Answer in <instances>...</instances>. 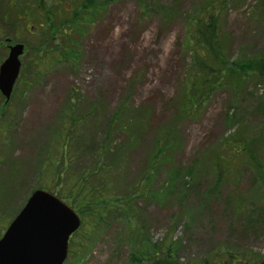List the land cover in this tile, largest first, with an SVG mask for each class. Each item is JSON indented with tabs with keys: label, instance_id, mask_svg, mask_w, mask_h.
<instances>
[{
	"label": "rangeland",
	"instance_id": "rangeland-1",
	"mask_svg": "<svg viewBox=\"0 0 264 264\" xmlns=\"http://www.w3.org/2000/svg\"><path fill=\"white\" fill-rule=\"evenodd\" d=\"M174 1L150 0L143 7L136 0H93L81 9L82 0H62L46 15L54 0L40 5L37 0H0V63L9 45L22 43L25 52L21 83L7 102L10 117L0 132V236L42 181L36 171L43 160L40 150L46 154L72 94L74 111H88L97 103L103 112L97 128L87 132L92 143L102 142L110 116L124 102L122 110H146L151 122L124 171L114 177L111 169L102 176L101 190L122 184V177L135 181L154 133L174 126L179 149L169 165L155 167L150 200L136 203L139 224L152 243L162 246L160 259L151 264L228 258L234 264H264V212L254 213V205L260 208L263 201L264 171L249 165L247 154L238 156L223 176L212 162V153L227 141L253 139L255 159L264 170V75L234 68L235 61L264 55V0H223L224 8L217 11L222 58L219 65L212 63L223 71L221 84L214 83L195 116L182 117L177 110L183 108V84L195 80L199 62L188 43L189 18L204 0ZM155 3L172 5L169 20L162 19ZM36 50L43 52L40 58ZM228 70L235 77L225 76ZM77 155L65 175H75L96 158L86 147ZM92 219L83 216L64 264H132L131 237L122 221L112 216L90 225ZM169 247L175 251L172 258L166 255Z\"/></svg>",
	"mask_w": 264,
	"mask_h": 264
},
{
	"label": "trees",
	"instance_id": "trees-1",
	"mask_svg": "<svg viewBox=\"0 0 264 264\" xmlns=\"http://www.w3.org/2000/svg\"><path fill=\"white\" fill-rule=\"evenodd\" d=\"M37 1L40 5L41 0ZM59 1L62 0H54V2L48 3L46 15L50 13L52 7L60 5ZM136 1L141 6L147 7L150 0ZM177 1L175 0L173 4ZM212 2L215 3V10L213 8L209 9ZM86 3L94 4L93 0H82L80 8H87ZM225 3L227 2L225 1ZM200 5H202L203 10L199 12L201 8H198L195 17L190 16L188 27V43L192 45L190 50L195 60L199 62L197 68L194 69L195 80L188 78L183 84L181 102L183 108L177 110L180 117L195 116L196 112L210 99L212 90L215 87L214 83L221 84L220 78L223 71L222 69L217 70L212 63L219 65L218 63L222 58L217 11L224 8V1L208 0L206 3V0H204ZM155 8L164 20H169L171 15L174 14L172 5L165 7L155 3ZM75 16L77 17V14H74ZM62 29L65 33L66 29ZM36 52L39 58L43 54L40 50H36ZM35 65L44 67V64L41 65V63ZM234 68L238 72L245 70V74L249 71H257L260 75H264V55H254L242 62L235 61ZM228 72L230 73L225 76H234L230 70ZM213 75L214 78L212 79ZM241 77L239 74L237 79ZM233 80L231 79L229 82ZM20 83L21 77L18 79L15 89L18 88ZM0 97L3 102L0 104V132H2L4 119H9L10 116L7 112V102L4 101L1 95ZM75 98L74 95L70 94L69 104L61 110L57 120L58 130L54 132L50 147L46 148V154L43 152L44 149L40 150V157L43 160L39 161L36 171L38 178L41 177L42 181L33 189H46L60 199L65 200L80 215L82 222L83 216L90 214L93 217L89 223L90 225L112 216L114 219L122 221L131 237L128 245L131 249L130 261L132 264H151L152 261H158L162 246L160 243H152L145 233L144 226L139 224L140 216L137 213L136 203L141 200H150L153 192L148 186L150 179H153L152 174H154L155 167L157 165H169L172 162L173 154L179 149L174 126L172 124L165 125L154 133V137L150 139L151 147L148 150V157L143 165L145 167L142 168L139 177L135 181L128 183L129 180H124L122 177V184L116 181L115 186L101 190L102 183L100 181L102 176L111 169L114 170V177L124 171V165L127 167L129 163V155L134 153L133 151L140 146L146 130L151 127V122L148 121L146 110L141 112L122 110L125 106L124 102L110 116L108 125H106L102 134V142L98 143L97 140L92 139V143L87 132L97 128L98 120L101 119L103 112L97 103H92L88 111H74L73 101ZM239 140L238 142L227 141L212 153V162L220 176L226 174L228 172L227 167H231L232 163L236 162L237 157L244 154H247L251 162L249 165L264 171L262 164H259L255 159L256 140ZM72 146L76 148L73 150L71 149ZM85 147L93 150V155L96 157L93 164L81 168L75 175H65V168L72 163L75 156H78L77 152ZM238 148L239 152H235ZM52 154L55 155L52 156ZM59 165H61V168L58 167ZM104 168L106 171L103 170ZM215 184L217 185V181ZM262 199V203H258L261 205L260 208L256 209L254 205V213L260 209L261 212H264V191ZM174 252L169 247L166 252L167 258H172ZM225 261L234 264L233 258H228ZM225 261L219 262L225 264ZM211 263L215 264L213 260H211Z\"/></svg>",
	"mask_w": 264,
	"mask_h": 264
},
{
	"label": "water",
	"instance_id": "water-1",
	"mask_svg": "<svg viewBox=\"0 0 264 264\" xmlns=\"http://www.w3.org/2000/svg\"><path fill=\"white\" fill-rule=\"evenodd\" d=\"M24 46L10 45L0 64V93L9 99ZM77 213L53 194L37 189L0 238V264H63L70 236L80 226Z\"/></svg>",
	"mask_w": 264,
	"mask_h": 264
},
{
	"label": "flooded vegetation",
	"instance_id": "flooded-vegetation-1",
	"mask_svg": "<svg viewBox=\"0 0 264 264\" xmlns=\"http://www.w3.org/2000/svg\"><path fill=\"white\" fill-rule=\"evenodd\" d=\"M206 264H209V263H206ZM211 264H213V263H211ZM215 264H221L220 262H218V263H215ZM225 264H231L230 262H228V261H225Z\"/></svg>",
	"mask_w": 264,
	"mask_h": 264
}]
</instances>
